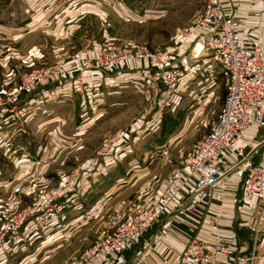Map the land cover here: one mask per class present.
Returning a JSON list of instances; mask_svg holds the SVG:
<instances>
[{"label": "crops", "instance_id": "obj_1", "mask_svg": "<svg viewBox=\"0 0 264 264\" xmlns=\"http://www.w3.org/2000/svg\"><path fill=\"white\" fill-rule=\"evenodd\" d=\"M219 2L227 16L243 30L242 35L261 44L264 49V0H219ZM58 3L59 0H0V42L16 43V46H20L18 49L26 52V55L19 59L21 62L15 58L17 62L6 59L0 63V76H2L0 93L16 85L14 83L18 79L16 74L18 68L22 66L26 69L32 64H45L48 60L49 54L43 50L42 44L29 45L27 42L19 44L29 38L30 34L44 27L45 19L57 17ZM68 13H71L69 9ZM58 25L59 22L55 21L52 32L54 34L58 32L60 35ZM190 38L188 46L192 43L194 35ZM19 41L20 43H17ZM57 50L58 47H53L52 61L49 62L61 66L63 71H68L74 63L71 61L63 63ZM186 50L179 52L186 53ZM92 53L95 52L89 55ZM202 63V72L193 73L191 70V74L179 83L174 105L171 107L173 114H177L182 109L185 111L188 103L205 91L208 100L213 89L218 85L219 77L224 79V73L216 65L211 66L210 60ZM209 68L213 70V78L207 76ZM144 73L143 67L137 68L129 64L123 69L89 72L86 79L89 89L85 93L76 92L70 79L65 77L60 79L61 81L56 79L51 84L21 95L16 104L25 107L26 112L16 119L5 112L4 122L0 125V189L29 176L47 157L46 148L51 147L55 152V149L64 145L77 147L85 131H90L97 124L108 122L109 119L119 117L124 109L139 102L142 99ZM203 81H209L206 88L201 87ZM187 90L190 91L187 93ZM194 104L196 107L193 114L197 115L201 107H197L199 103ZM156 123L160 125L159 121ZM149 126L146 124L144 129L146 134L142 137L139 135L132 142V148L130 144L127 146L128 143L123 142L124 146L122 145L121 148L123 155L120 157L121 160L128 158L126 161L129 166L128 171L133 168L139 169L137 173H145L149 168L137 167L147 160L148 151L163 150L164 147L169 149L179 141L172 139L159 141L158 137L153 135L154 129H149ZM183 131H180L178 137ZM44 132L52 135L51 144L46 147L42 143ZM245 140L250 143V147L246 149L250 152V163L264 164V130L251 126L246 131ZM139 148L144 154L136 153ZM120 153L121 151L117 150L113 157L102 160L101 164L94 168L95 171L89 162L86 167L87 173L84 174L86 181L78 183L74 190L67 192L63 200V212L59 216H53L48 225L38 227L30 222L24 223L18 235L4 239V250H0V264H31L35 255L47 247L60 248L62 241L69 240L73 236L77 226L86 225L92 219V214L101 212L113 198L121 194L128 186L127 180L130 178L126 180L128 172L123 174L118 171L116 161L119 160L120 157L117 155ZM160 157L161 155L158 158ZM224 161L226 165H233L237 159L233 154L227 153ZM242 180L241 170H231L209 200L197 199L187 192L181 193L168 206L167 214L128 251L125 264L173 262L190 239L210 242L216 237L226 239L232 247L229 258L221 259L217 264H244L251 245V222L258 209V203L255 199L250 202L243 201ZM164 185L163 183L159 190L151 195L152 198L137 205L153 206ZM123 205L121 204L116 210L119 216L126 213ZM114 230L105 232L94 243ZM263 250L264 239L258 246L259 252Z\"/></svg>", "mask_w": 264, "mask_h": 264}, {"label": "rangeland", "instance_id": "obj_2", "mask_svg": "<svg viewBox=\"0 0 264 264\" xmlns=\"http://www.w3.org/2000/svg\"><path fill=\"white\" fill-rule=\"evenodd\" d=\"M205 3L206 0H59L56 6L57 17L45 19L44 27L30 34L22 43L17 42L19 45L25 42L29 45L42 44L43 50L49 54L48 60L45 64H32L26 69L22 66L18 68L16 72L18 79L14 84H18L22 77L36 70L56 69L59 70V80L66 77L70 79L76 92L79 93L78 88L81 87L80 92L85 93L89 89L86 79L91 71L85 70L82 65L89 58L88 52L94 51L92 55L95 57L102 50L129 45L176 48L178 52L183 49L188 51L191 46V43L188 46V41L195 33L194 21L202 12ZM55 21L59 22L60 35L58 32L55 34L52 32ZM19 47L16 43L0 42V63L6 59L17 62L15 58L18 60L23 58L26 52H22ZM53 47H58L57 52L63 63L69 61L74 63L68 71H63L61 66L49 62L52 61ZM79 69L80 72L77 71ZM226 79L225 75L224 79L219 77L218 85L208 100L205 91L190 101L185 111L182 109L177 114H173L171 108L161 111L152 106L150 102L153 95L147 92L144 85L141 90L142 99L139 102L133 106L128 105L129 107L124 109L119 117L85 131L77 147L64 145L55 149V152L51 147L46 148L47 157L29 176L0 189V250H4V239L15 237L3 235V228L14 215L37 203L43 196L48 197L52 203L63 205L66 196L59 198V195L55 194L60 187L63 186L69 192L74 190L78 183L85 182L84 174L87 173L86 167L89 162L94 169L105 158L113 157L117 150L121 151L117 157L123 155L121 149L124 146L123 142H127V146L130 144L132 148V142L139 135L142 137L146 134L144 131L146 124L150 125L149 129H154L153 135L157 136L159 141L179 140L169 149L164 147L163 150L148 151L147 160L137 167L149 168L143 174L137 173L139 169L130 168L128 171L129 166L126 163L128 158L121 160L120 157L116 161L117 168L120 173L128 172L126 178V180L130 178L127 180L128 186L101 212L92 214L91 220L87 223L84 220L86 225L77 226L73 236L62 241L60 248L50 246L43 251L40 250L31 264H68L74 258H79L105 232L114 230L127 215L130 207L132 209L137 203L152 198L151 195L153 196L178 170L182 158L216 122L225 96ZM208 82L203 81L201 87L206 88ZM194 103H199L197 107H201L197 115L193 114L196 107ZM157 121L160 125L156 123ZM181 130L184 131L178 137ZM43 136L42 143L46 147L51 144L52 135L44 132ZM102 147H105L104 155H100ZM136 153L144 154V151L139 148ZM121 204H124L126 213L119 216L116 210ZM45 216L47 215L44 214L43 217ZM50 219L51 217H48L37 224L31 218L24 223L30 222L33 226L44 227L49 224Z\"/></svg>", "mask_w": 264, "mask_h": 264}, {"label": "built area", "instance_id": "obj_3", "mask_svg": "<svg viewBox=\"0 0 264 264\" xmlns=\"http://www.w3.org/2000/svg\"><path fill=\"white\" fill-rule=\"evenodd\" d=\"M194 30V40L186 53H180L176 48L168 50L129 45L102 50L95 57L89 55L82 65L89 71L123 69L129 64L143 67L144 85L147 92L153 95L150 104L161 111L174 105L179 83L191 74V70L193 73L202 72L205 60H210L211 66L216 65L227 79L216 123L182 158L178 170L163 186L157 202L150 207L137 205L130 209L111 234L99 239L68 264H125L128 251L167 214L168 206L181 193L209 200L233 169L243 172V201L255 199L258 203L251 222V245L244 264H264V250L258 251L264 239V164L250 163V152L246 151L250 143L245 140L246 131L251 126L264 130V49L261 44L242 35L243 30L227 16L219 0H206L202 12L194 21ZM77 71L80 72V69ZM213 74L209 68L207 76L213 78ZM59 77V70L56 69L36 70L0 94V125L4 122L5 112L15 119L26 112L25 107L16 104L21 95ZM104 151L105 147H102L100 155H104ZM227 153L235 156V164L226 165ZM66 193L62 186L55 194L64 198ZM41 199L14 215L3 228V235L16 236L27 220L33 218L39 224L63 211L62 204L52 203L46 196ZM44 214L47 216L43 217ZM231 251L230 243L222 237L210 242L192 238L175 261L164 264H217L219 260L229 258Z\"/></svg>", "mask_w": 264, "mask_h": 264}, {"label": "bare ground", "instance_id": "obj_4", "mask_svg": "<svg viewBox=\"0 0 264 264\" xmlns=\"http://www.w3.org/2000/svg\"><path fill=\"white\" fill-rule=\"evenodd\" d=\"M196 144H197V143H196ZM196 144H195V145H196ZM195 145H194V146H195ZM56 215H58V214H56ZM53 216H55V215H53ZM53 216H51V218H52Z\"/></svg>", "mask_w": 264, "mask_h": 264}, {"label": "trees", "instance_id": "obj_5", "mask_svg": "<svg viewBox=\"0 0 264 264\" xmlns=\"http://www.w3.org/2000/svg\"><path fill=\"white\" fill-rule=\"evenodd\" d=\"M148 232H149V231H148ZM148 232H147V233H148Z\"/></svg>", "mask_w": 264, "mask_h": 264}]
</instances>
